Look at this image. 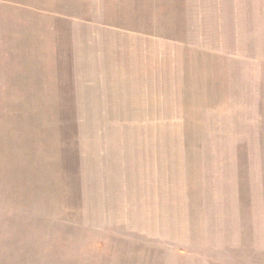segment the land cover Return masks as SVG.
<instances>
[{"label": "rangeland", "instance_id": "rangeland-1", "mask_svg": "<svg viewBox=\"0 0 264 264\" xmlns=\"http://www.w3.org/2000/svg\"><path fill=\"white\" fill-rule=\"evenodd\" d=\"M0 264H264V0H0Z\"/></svg>", "mask_w": 264, "mask_h": 264}]
</instances>
